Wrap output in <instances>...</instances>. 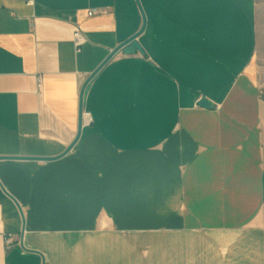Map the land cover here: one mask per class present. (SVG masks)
<instances>
[{
    "label": "crops",
    "instance_id": "crops-1",
    "mask_svg": "<svg viewBox=\"0 0 264 264\" xmlns=\"http://www.w3.org/2000/svg\"><path fill=\"white\" fill-rule=\"evenodd\" d=\"M139 3L41 160L142 15L0 0V264H264V0Z\"/></svg>",
    "mask_w": 264,
    "mask_h": 264
},
{
    "label": "water",
    "instance_id": "water-1",
    "mask_svg": "<svg viewBox=\"0 0 264 264\" xmlns=\"http://www.w3.org/2000/svg\"><path fill=\"white\" fill-rule=\"evenodd\" d=\"M137 5L140 9L141 15H142V26L141 28L135 33L133 34L131 37H129L127 40H125L124 42H122L121 44H119L116 48H114L110 54L103 60V62L91 73L89 74V76L84 80L82 86H81V90H80V96H79V113H78V130H77V134L75 139L73 140V142L64 150V152H62L60 155L55 156V157H51V158H30V159H41V160H54V159H58L62 156H64L66 153L69 152V150L72 148V146L74 145V143L76 142V140L78 139L80 133H81V127H82V111H83V105L85 102V97L86 94L89 90L90 84L92 79L94 78V76L98 73V71L103 67V65L109 61L116 53L118 52H122L124 54H132L135 53L136 51L139 52H143L141 49V46L139 45V43L136 41V38L142 33V31L145 28V23H146V19H145V15L143 13V10L141 8V5L139 3V0H136ZM197 104L199 106L205 107V108H209L211 106L210 102L207 101L205 98H201Z\"/></svg>",
    "mask_w": 264,
    "mask_h": 264
},
{
    "label": "built area",
    "instance_id": "built-area-1",
    "mask_svg": "<svg viewBox=\"0 0 264 264\" xmlns=\"http://www.w3.org/2000/svg\"><path fill=\"white\" fill-rule=\"evenodd\" d=\"M95 10L88 11V15H92ZM86 41V37L84 32L79 29H76L73 33V42L76 48H79L84 42ZM82 123H89L91 121V117L88 112L83 111L82 114ZM5 243L8 245L10 244V238H5Z\"/></svg>",
    "mask_w": 264,
    "mask_h": 264
}]
</instances>
